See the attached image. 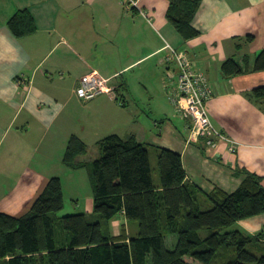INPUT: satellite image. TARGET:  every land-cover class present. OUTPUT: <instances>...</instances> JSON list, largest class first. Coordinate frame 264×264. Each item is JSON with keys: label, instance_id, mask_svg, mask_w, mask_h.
Returning <instances> with one entry per match:
<instances>
[{"label": "crops", "instance_id": "obj_1", "mask_svg": "<svg viewBox=\"0 0 264 264\" xmlns=\"http://www.w3.org/2000/svg\"><path fill=\"white\" fill-rule=\"evenodd\" d=\"M134 1L137 7L126 9L123 0H0L1 213L23 216L47 182L58 177L66 181L63 198H76L74 214L100 220L93 214L89 168L70 169L63 163L72 138L86 145L80 158L86 165L100 156L103 138L117 135L179 153L186 182L203 192L235 191L243 171L261 177L264 187V114L246 97L264 86V72L250 68L226 78L221 71L228 59L251 66L264 49V0H202L192 22L200 34L189 40L166 19L172 0ZM19 10L31 14L35 32L17 38L7 23ZM166 43L185 52L207 76L213 90L210 119L236 142L234 153L225 142L215 148H207L204 138L188 142L190 125L168 98L172 65L166 61ZM91 72L106 79L115 95L79 100V80ZM136 82L164 87L167 95L160 97L165 107L144 109L132 96ZM110 222L112 230L105 232L114 237L137 231L122 213ZM235 228L250 237L261 234L258 245L264 241V215L239 221Z\"/></svg>", "mask_w": 264, "mask_h": 264}, {"label": "trees", "instance_id": "obj_2", "mask_svg": "<svg viewBox=\"0 0 264 264\" xmlns=\"http://www.w3.org/2000/svg\"><path fill=\"white\" fill-rule=\"evenodd\" d=\"M202 0H172L168 23L184 39L200 32L192 25ZM7 27L14 37L35 32L28 10L17 11ZM251 41L252 37H245ZM264 72V49L251 66L226 60V78ZM264 114V86L246 94ZM100 156L89 165L80 160L86 145L72 138L63 163L70 169L89 168L93 189V214L57 217L64 207L62 182L51 178L29 211L15 217L0 212V264H264V241L254 252L247 249L261 242L237 228V222L264 215L261 177L243 171L239 187L226 193L219 188L203 192L186 182L179 153L156 151L158 184H155L147 147L134 138L109 135L99 142ZM247 172V173H246ZM136 222L134 235L114 237L103 229L119 214ZM175 238L167 243V236Z\"/></svg>", "mask_w": 264, "mask_h": 264}, {"label": "built area", "instance_id": "obj_3", "mask_svg": "<svg viewBox=\"0 0 264 264\" xmlns=\"http://www.w3.org/2000/svg\"><path fill=\"white\" fill-rule=\"evenodd\" d=\"M128 2L126 9L137 7L134 0ZM140 14L148 18L147 13L140 11ZM164 50L166 61L172 65L167 74L168 80L172 82L168 98L175 112L190 125L188 142L204 138L207 148H215L218 142H225L228 144V150L234 153L236 142L221 133L210 119L207 105L213 96V90L207 76L195 68L185 52L176 50L168 43L165 44ZM112 92L108 81L96 72L82 76L75 90L76 96L82 102Z\"/></svg>", "mask_w": 264, "mask_h": 264}, {"label": "rangeland", "instance_id": "obj_4", "mask_svg": "<svg viewBox=\"0 0 264 264\" xmlns=\"http://www.w3.org/2000/svg\"><path fill=\"white\" fill-rule=\"evenodd\" d=\"M122 3H123V6L125 8L129 5L128 0H123ZM130 9H131V7H130ZM132 86H133L132 87V96H134V98H136L138 100L137 102L139 104H141V106L144 109L146 108L148 111L149 110L152 111V109L153 110H160V109L165 107L164 104L162 103L161 97H160V94H166L164 87L161 89L156 84H152L151 82H148V83H146V82H143V83L136 82L135 84H132ZM112 94L115 95L114 92H112ZM151 95L153 96L152 99H150ZM156 147L157 146H154V147L152 146L151 148L150 147L148 148V150L150 152L151 161H152L151 165H152V173H153L154 181H158V171H157V168H156V161L154 159L156 153H154V152L158 151L159 148H156ZM95 148H96L95 146H91V147H89V150H97ZM63 179H66V178H63ZM62 182L65 184L66 181L63 180ZM75 199L76 198H72L69 195L68 196H64V207L59 212H57L55 214V216L63 217V216L73 215L74 213H77L76 212ZM94 219H95L94 217L89 218V220H91V221H93ZM131 223H135V225H136V222H131ZM105 224L106 225L103 227V229L108 228L109 230H112L111 226L107 227L108 225L112 224L111 222H108V223H105ZM130 230H132V228H129V231ZM173 236H167V243L171 242L174 239ZM257 247L261 248V246H259V245L255 246L254 243H252V244L248 245L247 249L249 251H251V252H254Z\"/></svg>", "mask_w": 264, "mask_h": 264}, {"label": "bare ground", "instance_id": "obj_5", "mask_svg": "<svg viewBox=\"0 0 264 264\" xmlns=\"http://www.w3.org/2000/svg\"><path fill=\"white\" fill-rule=\"evenodd\" d=\"M247 173V172H246ZM252 174V173H251ZM253 175V174H252Z\"/></svg>", "mask_w": 264, "mask_h": 264}]
</instances>
